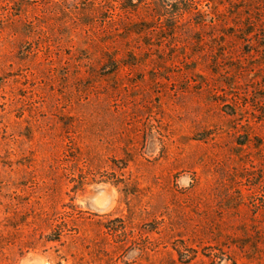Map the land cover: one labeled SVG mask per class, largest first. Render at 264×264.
Returning a JSON list of instances; mask_svg holds the SVG:
<instances>
[{"label": "rangeland", "instance_id": "1", "mask_svg": "<svg viewBox=\"0 0 264 264\" xmlns=\"http://www.w3.org/2000/svg\"><path fill=\"white\" fill-rule=\"evenodd\" d=\"M0 264H264V0H0Z\"/></svg>", "mask_w": 264, "mask_h": 264}]
</instances>
